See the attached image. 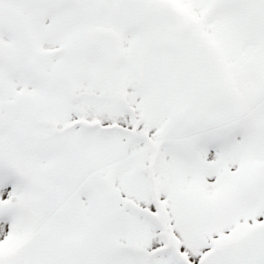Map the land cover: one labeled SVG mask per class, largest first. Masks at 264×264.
I'll list each match as a JSON object with an SVG mask.
<instances>
[{
	"label": "snow or ice",
	"instance_id": "6c2138e0",
	"mask_svg": "<svg viewBox=\"0 0 264 264\" xmlns=\"http://www.w3.org/2000/svg\"><path fill=\"white\" fill-rule=\"evenodd\" d=\"M0 264H264V0H0Z\"/></svg>",
	"mask_w": 264,
	"mask_h": 264
}]
</instances>
